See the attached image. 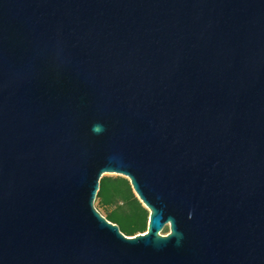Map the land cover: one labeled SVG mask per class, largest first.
Listing matches in <instances>:
<instances>
[{
  "label": "water",
  "instance_id": "95a60500",
  "mask_svg": "<svg viewBox=\"0 0 264 264\" xmlns=\"http://www.w3.org/2000/svg\"><path fill=\"white\" fill-rule=\"evenodd\" d=\"M0 264H264V0H0Z\"/></svg>",
  "mask_w": 264,
  "mask_h": 264
},
{
  "label": "trees",
  "instance_id": "16d2710c",
  "mask_svg": "<svg viewBox=\"0 0 264 264\" xmlns=\"http://www.w3.org/2000/svg\"><path fill=\"white\" fill-rule=\"evenodd\" d=\"M96 201L105 210V218L118 225L127 237L147 232L149 211L134 194L129 180L119 176L103 177Z\"/></svg>",
  "mask_w": 264,
  "mask_h": 264
},
{
  "label": "rangeland",
  "instance_id": "374dc122",
  "mask_svg": "<svg viewBox=\"0 0 264 264\" xmlns=\"http://www.w3.org/2000/svg\"><path fill=\"white\" fill-rule=\"evenodd\" d=\"M107 176L116 177L115 175H107ZM95 208L98 210V212H99L103 217H106V212H105V210L99 207L97 201H95ZM169 232H170V229H169L168 227H166V228L164 229V231H163L161 234H162V235H168Z\"/></svg>",
  "mask_w": 264,
  "mask_h": 264
},
{
  "label": "clouds",
  "instance_id": "9594fccd",
  "mask_svg": "<svg viewBox=\"0 0 264 264\" xmlns=\"http://www.w3.org/2000/svg\"><path fill=\"white\" fill-rule=\"evenodd\" d=\"M102 129V126H100V125H94L93 126V131L94 132H98V130L100 131ZM98 211V210H97Z\"/></svg>",
  "mask_w": 264,
  "mask_h": 264
}]
</instances>
